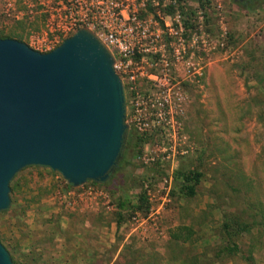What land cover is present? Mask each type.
<instances>
[{
  "label": "rangeland",
  "instance_id": "rangeland-1",
  "mask_svg": "<svg viewBox=\"0 0 264 264\" xmlns=\"http://www.w3.org/2000/svg\"><path fill=\"white\" fill-rule=\"evenodd\" d=\"M58 2L0 0V33L16 31L33 49L53 50L72 36L60 30L64 15ZM249 6L234 0H210L205 5L186 0L181 21L190 38V50L183 67L189 65L191 72L183 69L184 80L177 78L182 81L185 100L181 103L182 111L169 120L168 131L179 125L182 147L188 152L178 154L173 164L164 161L162 164L161 159L147 164L140 157L144 153L159 154L163 145L161 127L157 126L153 135H142L131 127L128 135L132 132L135 138L142 137V141L136 147L126 138L120 159L122 167L106 183L88 181L74 187L65 178H59L60 172L44 166L26 167L15 176L17 186L11 192L13 206L26 205V199L39 193L43 205V209L31 206L21 217L12 212L0 215V235L17 259L26 262L28 259V264H60L68 249L80 253L87 241L90 246L99 247L95 259L105 264L118 259L124 243L157 252L161 264H181L170 261L167 254L173 229L191 225L196 240L186 245V251L200 254L220 242L218 233L224 211L242 213L249 211L251 203L264 205V4ZM46 41L54 47L47 49ZM124 84L128 97L129 85L127 81ZM153 89L148 84L139 91ZM126 106L131 109L129 102ZM195 167L204 173L197 195L182 198L176 189L175 174L179 169ZM169 175L173 176L172 180ZM88 187L98 193L79 199ZM147 187L153 189L158 199L156 204L162 202L165 188L170 187L167 204L159 217L166 235L163 242H140L129 237L128 224L115 232L119 213L124 215L138 203L142 190L146 193L144 209L150 206ZM69 192L76 196L74 209L67 206ZM125 199L128 203L122 211L120 203ZM110 232L115 241L112 244L107 239ZM254 232L241 245L243 249L251 243L263 246L256 251L255 258L257 264H264V234L257 229ZM100 235L106 245L97 243ZM32 256L39 261L30 259ZM218 264L246 262L236 256Z\"/></svg>",
  "mask_w": 264,
  "mask_h": 264
},
{
  "label": "water",
  "instance_id": "water-1",
  "mask_svg": "<svg viewBox=\"0 0 264 264\" xmlns=\"http://www.w3.org/2000/svg\"><path fill=\"white\" fill-rule=\"evenodd\" d=\"M114 62L86 27L49 52L0 38V212L29 166L60 172L74 187L110 180L130 130ZM0 264H16L1 239Z\"/></svg>",
  "mask_w": 264,
  "mask_h": 264
},
{
  "label": "built area",
  "instance_id": "built-area-1",
  "mask_svg": "<svg viewBox=\"0 0 264 264\" xmlns=\"http://www.w3.org/2000/svg\"><path fill=\"white\" fill-rule=\"evenodd\" d=\"M186 0H59L64 22L60 30L73 35L86 27L112 52L114 68L123 83L129 85L126 123L142 135H153L157 126L161 127L160 137L163 145L159 154L144 153L140 157L147 164L161 159L174 163L178 154L188 152L182 147L183 136L179 125L171 132L169 120L182 111L181 72L184 59L190 50V38L186 36V26L181 21V12ZM170 11L169 13H167ZM171 14H173L171 16ZM47 49L53 43L45 42ZM189 64V63H187ZM183 67V68H182ZM196 70L195 67H193ZM179 74H178V73ZM191 72V71H190ZM192 78V77H190ZM151 84L155 89L141 92L142 85ZM125 85V84H124ZM126 91V89H125ZM174 106V107H173ZM171 128V127H170ZM64 179L63 175H59ZM170 180L173 179L169 175ZM170 187L165 188L162 202L158 200L151 187H147L150 206L135 212L128 225L130 232L140 242L153 238L162 239L166 235L159 225L169 197ZM98 192L92 187L84 190L79 199L92 197ZM76 197L73 192L67 195V206L74 209ZM80 205V204H79Z\"/></svg>",
  "mask_w": 264,
  "mask_h": 264
},
{
  "label": "trees",
  "instance_id": "trees-1",
  "mask_svg": "<svg viewBox=\"0 0 264 264\" xmlns=\"http://www.w3.org/2000/svg\"><path fill=\"white\" fill-rule=\"evenodd\" d=\"M201 4L209 3L210 0H200ZM236 2V1H235ZM243 4L247 7L254 3L259 5L264 4V0H246L245 2H237ZM252 9V8H251ZM0 38H13L22 41V35L16 31L5 34L0 33ZM127 141L132 143L134 146H139L142 137L135 138L132 132L129 133ZM122 167V161L119 166L111 172V180L117 175ZM204 173L195 167L194 169H179L175 174V183L177 192L182 198H193L197 195L198 186L202 182V177ZM15 178V177H14ZM17 184L14 183V179L11 182V192H15ZM42 194V193H41ZM33 196L30 200L26 199V205H20L18 208L16 206H11L9 210H4L0 212V215L6 212L15 213V216L21 217L24 215L31 206L36 205L38 209H43L41 205V195ZM145 191L142 190L138 195V203L133 205L132 208L127 210L124 215L120 212V218L116 220L118 231L122 229V226H126L132 217V215L138 210H143L146 206V196ZM26 198V197H25ZM12 202L15 200L12 198ZM128 203V199L121 201L120 206L122 211H124L125 204ZM17 208V209H16ZM255 229L260 234H264V205L262 203H251L249 205V211L240 213V211H224L223 220L219 228L220 242L216 246L206 248L204 252L200 254L187 253L186 245L193 244L196 239V231L190 225H180L171 231V238L167 246V254L170 261L181 262V264H218L224 262L226 259H231L239 256L246 264H257L255 253L260 250L263 246L252 244L248 246L247 249H243L241 242L243 239L255 234ZM0 239L6 248L10 251L13 261L16 264H28L24 259H17L9 247L4 243L1 235ZM119 244V243H118ZM32 252V251H31ZM31 254H34L33 252ZM192 254V255H191ZM26 256V255H24ZM75 255L73 256V258ZM30 259L36 260L33 256ZM96 260V259H95ZM37 262L39 260H36ZM25 262V263H24ZM63 260L60 264H63ZM161 264V255L153 250L137 248L134 243H124L123 247L119 253L118 259L113 264ZM91 264H105V261L92 262Z\"/></svg>",
  "mask_w": 264,
  "mask_h": 264
},
{
  "label": "crops",
  "instance_id": "crops-1",
  "mask_svg": "<svg viewBox=\"0 0 264 264\" xmlns=\"http://www.w3.org/2000/svg\"><path fill=\"white\" fill-rule=\"evenodd\" d=\"M116 230H118L117 226L115 228V232H116ZM105 232H107V231H105ZM101 238H103V235L99 236L97 243L103 245L105 243L103 242V239H101ZM107 239H109L108 241L111 244H112V242L113 243L115 242L114 239L112 238L111 232L109 233V235H107ZM150 241H156L159 243V242H163V239L153 238ZM101 245H99V246H101ZM107 245H108V243H107ZM76 247H74V248H76ZM96 249H99V247L96 245L94 247H92L89 245V243L87 241H84V245H82V249H81L80 253L77 251L72 252L68 249V253L65 252V253H67V255L63 254V259H62L64 261L63 264L64 263L65 264H91L92 262H96V260H95ZM77 254L79 255V257ZM74 255H75V257L73 258Z\"/></svg>",
  "mask_w": 264,
  "mask_h": 264
}]
</instances>
